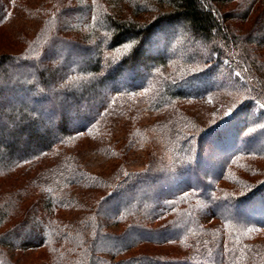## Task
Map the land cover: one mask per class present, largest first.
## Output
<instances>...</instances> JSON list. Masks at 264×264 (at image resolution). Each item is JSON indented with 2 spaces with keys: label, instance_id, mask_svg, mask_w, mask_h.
<instances>
[{
  "label": "trees",
  "instance_id": "obj_1",
  "mask_svg": "<svg viewBox=\"0 0 264 264\" xmlns=\"http://www.w3.org/2000/svg\"><path fill=\"white\" fill-rule=\"evenodd\" d=\"M259 105L264 0H0V264H264Z\"/></svg>",
  "mask_w": 264,
  "mask_h": 264
},
{
  "label": "rangeland",
  "instance_id": "obj_2",
  "mask_svg": "<svg viewBox=\"0 0 264 264\" xmlns=\"http://www.w3.org/2000/svg\"><path fill=\"white\" fill-rule=\"evenodd\" d=\"M202 52H204V51H202ZM57 55H60V52H58V51H55V50H53V52L49 55L50 57L52 56V57H55V56H57ZM222 73H221V70L219 71V72H217V75H216V77H215V79H219L220 77H222ZM234 78H235V80H237V81H240V82H243V76H242V73H241V70L239 69V68H234ZM126 84V82H124V81H119V82H115V83H112L111 84V86L112 85H125ZM197 85L198 84H194V86L195 87H197ZM193 86V85H192ZM199 86V85H198ZM201 86V85H200ZM3 100L4 99H2L1 100V102H3ZM207 101H211L210 99H207ZM73 108H78L77 106H74ZM256 112L257 113H262V112H264V107L262 106V105H259L258 106V108H256ZM66 114L68 115V116H71V118H74L75 117V114L73 113V112H66ZM77 124H73L72 126H76ZM161 147H162V149L164 148L162 145H161ZM159 148V155H162V149L160 150V146L158 147ZM164 155V154H163ZM165 157L167 158V159H169V160H171L170 159V155L169 154H165ZM106 169V168H105ZM231 211V213L232 214H236L234 211H232V209L230 210ZM249 218V217H248ZM24 236V235H23ZM132 236V235H131ZM130 236V237H131ZM25 237L26 238H30V235H25Z\"/></svg>",
  "mask_w": 264,
  "mask_h": 264
},
{
  "label": "snow or ice",
  "instance_id": "obj_3",
  "mask_svg": "<svg viewBox=\"0 0 264 264\" xmlns=\"http://www.w3.org/2000/svg\"><path fill=\"white\" fill-rule=\"evenodd\" d=\"M135 44H136V41L130 39L129 42L126 44H123L122 47L127 52V51L131 50L133 48V45H135Z\"/></svg>",
  "mask_w": 264,
  "mask_h": 264
}]
</instances>
